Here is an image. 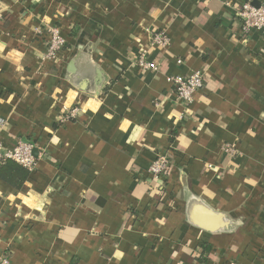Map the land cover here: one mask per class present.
Returning a JSON list of instances; mask_svg holds the SVG:
<instances>
[{"label":"crops","instance_id":"1","mask_svg":"<svg viewBox=\"0 0 264 264\" xmlns=\"http://www.w3.org/2000/svg\"><path fill=\"white\" fill-rule=\"evenodd\" d=\"M246 1L264 3L0 0V141L38 157L22 189L0 180V257L264 264V31L244 33ZM50 25L65 38L55 60ZM144 50L157 69L138 67ZM194 71L204 84L186 106L170 77ZM161 152L170 196L151 191Z\"/></svg>","mask_w":264,"mask_h":264},{"label":"built area","instance_id":"2","mask_svg":"<svg viewBox=\"0 0 264 264\" xmlns=\"http://www.w3.org/2000/svg\"><path fill=\"white\" fill-rule=\"evenodd\" d=\"M238 15L242 20L244 33L252 31H264V3L255 6L250 1L244 2ZM41 32V31H40ZM46 35L47 47L45 57L56 59L58 53L65 46V38L62 36L61 30L56 25H50L42 30ZM152 42L160 46L169 44V37L164 31L152 32ZM181 63L182 60L178 59ZM138 67L141 69H157L158 63L148 59L146 51H141L136 60ZM170 81L174 84L175 92L179 102L184 105H190L194 99L195 93L203 87V73L194 71L188 75H174L170 77ZM78 114V108L74 107L68 113L67 118L75 117ZM5 120L0 118V128L5 125ZM35 145L28 141H20L13 149H4L3 143L0 141V161L5 159H13L26 167L30 172L34 171L38 165V157L34 153ZM230 152H234V147L226 146ZM172 161L168 152H161L152 161L148 167V175L151 181H160L159 186H164L163 179L171 171ZM0 264H11L8 257H0Z\"/></svg>","mask_w":264,"mask_h":264},{"label":"trees","instance_id":"3","mask_svg":"<svg viewBox=\"0 0 264 264\" xmlns=\"http://www.w3.org/2000/svg\"><path fill=\"white\" fill-rule=\"evenodd\" d=\"M30 174L31 172L26 167L13 159L0 161V180L16 190H20L24 187ZM151 191L155 192L157 196H170L172 194L167 188L165 189L160 186L152 187ZM201 247L202 251L199 258L201 261H207L210 257V253L213 252L212 246L209 243H203Z\"/></svg>","mask_w":264,"mask_h":264},{"label":"water","instance_id":"4","mask_svg":"<svg viewBox=\"0 0 264 264\" xmlns=\"http://www.w3.org/2000/svg\"><path fill=\"white\" fill-rule=\"evenodd\" d=\"M252 4L258 7V6H260L261 3L257 2V1H253ZM34 153L35 154L37 153V149L36 148L34 149Z\"/></svg>","mask_w":264,"mask_h":264}]
</instances>
